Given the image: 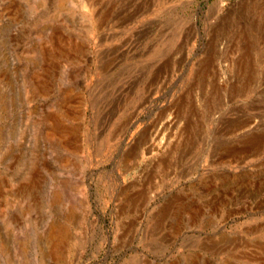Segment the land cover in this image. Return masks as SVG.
Masks as SVG:
<instances>
[{"label":"rangeland","instance_id":"374dc122","mask_svg":"<svg viewBox=\"0 0 264 264\" xmlns=\"http://www.w3.org/2000/svg\"><path fill=\"white\" fill-rule=\"evenodd\" d=\"M0 264H264V0H0Z\"/></svg>","mask_w":264,"mask_h":264},{"label":"bare ground","instance_id":"6f19581e","mask_svg":"<svg viewBox=\"0 0 264 264\" xmlns=\"http://www.w3.org/2000/svg\"><path fill=\"white\" fill-rule=\"evenodd\" d=\"M171 123H167L168 125H166L165 124V128H170V129H172L171 128V126L172 125H174L175 123L173 122V121H170ZM163 126H164V124H163ZM247 127V126H246ZM164 128V129H165ZM163 129V128H162ZM168 138V137H167ZM152 141V140H151ZM159 146V142L158 141H155V140H153L152 142H150V144L148 145V147H147V150L148 151H150V150H153V149H155V148H157Z\"/></svg>","mask_w":264,"mask_h":264}]
</instances>
